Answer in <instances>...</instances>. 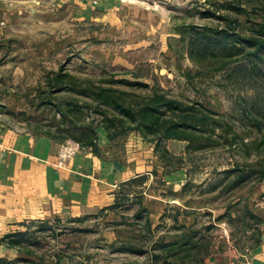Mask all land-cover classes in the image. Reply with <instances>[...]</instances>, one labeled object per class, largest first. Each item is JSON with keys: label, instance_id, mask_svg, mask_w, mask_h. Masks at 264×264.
Returning a JSON list of instances; mask_svg holds the SVG:
<instances>
[{"label": "rangeland", "instance_id": "374dc122", "mask_svg": "<svg viewBox=\"0 0 264 264\" xmlns=\"http://www.w3.org/2000/svg\"><path fill=\"white\" fill-rule=\"evenodd\" d=\"M232 2L258 16L251 0H0V143L48 138L146 172L87 213L0 221V264H211L263 245L264 61L191 33L225 14L251 25ZM155 88L218 125L158 149L114 107ZM16 231L25 246L7 245Z\"/></svg>", "mask_w": 264, "mask_h": 264}, {"label": "crops", "instance_id": "0c3cea01", "mask_svg": "<svg viewBox=\"0 0 264 264\" xmlns=\"http://www.w3.org/2000/svg\"><path fill=\"white\" fill-rule=\"evenodd\" d=\"M140 168L90 149L63 158L60 146L48 138L10 135L0 143V221L87 213L111 203L115 189L146 173ZM211 264H264V243L246 260L233 254Z\"/></svg>", "mask_w": 264, "mask_h": 264}, {"label": "trees", "instance_id": "16d2710c", "mask_svg": "<svg viewBox=\"0 0 264 264\" xmlns=\"http://www.w3.org/2000/svg\"><path fill=\"white\" fill-rule=\"evenodd\" d=\"M251 3L259 11L258 16L252 13L250 5L246 3L232 2L225 6L229 13L246 15L251 25L244 23L241 30H236L237 28L231 26L236 21L231 18L230 14H225L221 17L227 21V28L205 27L201 29L198 26H192L191 33L196 39L205 42V50L212 49L214 52L218 48L225 47L231 53L233 50L231 43L241 44L247 50L246 55L249 62L264 61V0H251ZM137 84L134 83V85ZM114 107L122 116L135 123V128L144 136H153L151 141L156 142L158 149L162 141L169 139H187L190 142L191 139L187 138L188 136L185 137L189 131L209 133L214 131L219 123L218 118L212 116V112L203 104L198 102L184 104L176 98L168 97L157 88L153 89L147 101L136 102L133 105L116 102ZM231 172L241 173L239 177L245 176V172L238 168L228 171V173ZM28 233V231H16L7 234L4 238L9 247L20 248L26 245L25 237ZM0 262L9 261L0 258Z\"/></svg>", "mask_w": 264, "mask_h": 264}, {"label": "built area", "instance_id": "2783aa9c", "mask_svg": "<svg viewBox=\"0 0 264 264\" xmlns=\"http://www.w3.org/2000/svg\"><path fill=\"white\" fill-rule=\"evenodd\" d=\"M77 150H78V147H63L61 148V156L65 158L67 156H70Z\"/></svg>", "mask_w": 264, "mask_h": 264}]
</instances>
